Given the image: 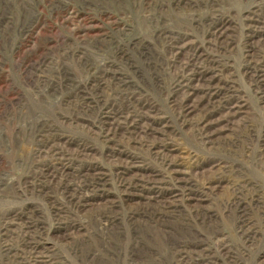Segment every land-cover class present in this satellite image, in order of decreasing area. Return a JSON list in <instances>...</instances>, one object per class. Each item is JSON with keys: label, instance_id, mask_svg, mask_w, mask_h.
I'll return each instance as SVG.
<instances>
[{"label": "rangeland", "instance_id": "obj_1", "mask_svg": "<svg viewBox=\"0 0 264 264\" xmlns=\"http://www.w3.org/2000/svg\"><path fill=\"white\" fill-rule=\"evenodd\" d=\"M0 264H264V0H0Z\"/></svg>", "mask_w": 264, "mask_h": 264}]
</instances>
